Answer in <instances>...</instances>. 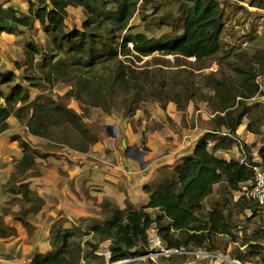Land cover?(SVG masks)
Masks as SVG:
<instances>
[{"label": "trees", "instance_id": "obj_1", "mask_svg": "<svg viewBox=\"0 0 264 264\" xmlns=\"http://www.w3.org/2000/svg\"><path fill=\"white\" fill-rule=\"evenodd\" d=\"M147 2L148 0H38L28 4L26 15H18L11 7H0V33L13 34L12 26L28 28L38 22L51 37L50 52L53 53H43L44 60L62 56L64 61L52 66L49 71L39 68L42 76L32 74L36 70L32 63L40 51L35 45L27 44L26 57L31 65L25 67L31 71V75L25 77V82L31 87L40 88L46 83L53 84L55 77H65L68 72L73 71L76 76L72 88L62 98L77 101L80 97H86L96 107L104 108L107 106L109 93L113 94L120 87L129 89L136 86V80L131 85L126 79V67L121 57H147L159 52L184 59L193 58L200 63L221 52L224 23L221 5L217 0H189L190 4H182L178 8L177 19L180 34L165 35L159 39L130 33L131 20ZM249 5L264 10V0H250ZM68 7L83 9L86 20L80 30H66ZM224 54L227 56L229 51ZM111 64H117L118 68L108 86L106 78L101 80L103 71H98V68ZM15 66L21 69L18 65ZM235 70L246 75L237 94L228 90L221 82H215L212 87L218 97V111L223 114L216 116L215 122L226 133L215 137L213 135L219 133L215 131L199 137L190 156L184 157L168 173L159 175L156 183L143 188L148 195V202L141 209H134L127 203L125 209L121 210L109 202H101L103 219L92 220L88 226L89 234L97 237V243H87L90 252L84 258L95 257L99 245L106 241L109 243L111 263L147 254L151 229L156 232L166 250L207 249L214 236H231L230 225L221 211L215 208L210 210L204 220L200 218L199 212L218 185L224 184L229 192L237 193L244 184L253 180V166L264 170V148L259 150V162L253 161L245 145H242V149L248 155L244 160H226L215 155L217 151H227L233 147L236 131L250 113L246 103L258 91L253 74ZM262 73L264 75V67ZM17 78L12 71L0 72V135L9 128L7 120L14 117L26 126L31 136L46 139L48 144L55 142L62 148L85 153L89 146L98 143L99 140L85 126L78 113L44 94L30 99L27 89L17 83ZM92 79L95 82H91ZM81 112L83 115L87 109L82 108ZM258 123L252 126L250 122L246 130L253 135H260V120ZM211 139L214 142L209 149ZM19 146L22 156L15 164V171L9 177L7 188L10 187L8 191L11 194L21 195L20 198L15 197V201L11 200L20 206V211L13 212L6 207L2 209L0 238L3 239L16 236V230L4 222L6 215L19 222L27 235L32 236L33 225L28 217L38 213L44 204L24 181L27 178L26 172L34 170L37 159H46V155L39 153L29 142L20 141ZM162 170L165 171V168ZM237 205L243 210H253L256 207L242 198L238 199ZM148 209L157 210V214L152 216L147 212ZM62 226L58 222L52 225L49 233L51 251L35 254L29 264L79 263L81 251L80 243L76 241L77 235L74 231L63 230ZM249 248L247 252L237 256L238 261L246 262L248 257L257 254V247Z\"/></svg>", "mask_w": 264, "mask_h": 264}, {"label": "rangeland", "instance_id": "obj_2", "mask_svg": "<svg viewBox=\"0 0 264 264\" xmlns=\"http://www.w3.org/2000/svg\"><path fill=\"white\" fill-rule=\"evenodd\" d=\"M38 0H0V7L6 9L7 7L13 8L18 15L27 14L28 4L36 3ZM221 5L223 12L224 30L221 35V52L216 56L207 59L203 62H196L193 58L184 59L181 57H175L172 55H164L159 52H154L147 57H139L137 55L129 56L127 59L121 57L125 68L126 79L132 84L136 80V86L129 89L117 88L114 93L107 96V106L104 108L96 107L91 100L86 97H80L79 100L63 99L64 94L72 88L73 79L76 76L73 71L68 72L65 77H55L53 84L46 83L43 87H31L25 82V77L31 75V71L26 70L27 65H31L30 60H27V44L35 45L40 54L35 56L33 67L36 68L32 74L41 75L39 68L43 71L50 70L52 66L59 65L61 61H64L62 56H58L56 59L44 60L43 53L50 52L51 37L48 36L38 22H34L32 26L25 28L21 26H12L13 34L0 33V72L4 70H11L17 75V83H21L23 87L27 89L29 98L33 99L37 95L44 94L45 96L56 100L59 104L67 106L73 109L81 117L82 122L91 131L94 137L98 141L99 148H105L106 150H121L131 146L128 138L122 136V126L127 125L129 129L134 132H140V141L138 142V149L143 152H147V131H155L166 125L160 118V110L165 109V105L169 101H174L177 104L178 109L185 110L188 104L191 105L190 116H182L181 124L185 128L192 130L196 134H200V137L207 133H213L219 131V137L222 133H226L225 130L219 128L216 125L215 117L222 116L219 113L218 97L214 89L212 88L215 82H221L228 90L237 94L240 91V83L246 75L239 73L235 69H239L243 72L251 73L255 76L256 80L259 77L264 76L262 73L264 67V10L251 7L249 5L250 0H217ZM182 4H190L189 0H148L145 6L141 9L140 13H136L131 20L129 26L131 27L130 33L143 34L147 38L159 39L165 35L180 34V25L178 24V8ZM68 16L65 21L66 30L77 29L80 30L83 22L86 20V15L80 7H68ZM121 35H124L122 33ZM229 51V54L225 56L224 52ZM18 65L21 69L16 68ZM117 64L101 65L98 71H103L101 80L106 78L108 86L111 83ZM102 73V72H101ZM42 76V75H41ZM98 76V75H97ZM96 76V77H97ZM91 82H95L94 79ZM98 82V80L96 81ZM5 90V89H4ZM7 91V90H5ZM189 99V100H187ZM239 100V98H237ZM246 106L250 109L249 116H246L242 120V125L237 131L240 133L247 132L246 126L251 122L252 126L259 124L260 120V135H253L250 139H241L236 131L235 143L233 149L228 152V157L231 159L244 160L247 151L242 149V145H245L249 150V155L253 158L254 162L260 161L259 150L264 148V101L259 99L250 100L246 103ZM87 109V112L82 115L81 109ZM142 117L135 118L138 113ZM159 114V115H158ZM14 118V117H13ZM167 123L171 128H174V122L171 119H167ZM113 127L111 135L107 133L105 127ZM124 128V127H123ZM143 129V131H141ZM6 135V137H5ZM4 135V138L0 141V165H2L1 157L5 152L10 156L11 166L14 165L17 159L16 151L6 146L14 145L13 141H28L32 138L28 133V130L24 124H18V127L13 131H9ZM42 139V138H41ZM46 140V139H45ZM44 140L43 144H38L37 149L39 153L45 154L46 159H37V167L29 174L30 177H38L40 175L48 176L44 181L48 186L46 188L49 192V202L47 199H42L37 191L30 190L36 196L43 201V209L36 213L30 214L28 219L33 225L32 236L41 247V251H45L48 248L52 249L50 241V229L55 222L64 224L68 222L67 228L63 230H71L76 233V241L80 243L81 256L78 264H104L106 256L102 252L107 251L109 243L103 242L99 245L97 252L94 256H89L88 259L84 258L86 253L90 252L89 245L97 243V237L93 234H89L88 226L92 220H101L104 217L102 213L101 205L100 211L96 208L94 203L90 212L91 215L84 214L77 219L66 220L57 216L54 220L52 217L48 218V214L51 211H58L62 207L63 203L67 202L70 198V193L75 187L73 177L78 172L76 168L74 171L61 172L58 168H61L53 162V158H59L56 153H61L65 158L64 149L60 145L54 142V144H48ZM10 141V142H9ZM106 141V142H105ZM214 140L209 141V149L213 145ZM29 143L34 147L31 141ZM17 144V143H16ZM19 145V144H18ZM15 147V146H14ZM169 147V146H168ZM236 147L237 150L234 149ZM5 148V149H4ZM3 149V151H2ZM7 149V151H6ZM89 149V148H88ZM169 149V148H168ZM167 149V150H168ZM9 152V153H8ZM52 152L53 154H51ZM88 150L85 152L87 153ZM130 157L137 156L135 150H129ZM218 153V151L216 152ZM96 155V152H92V155ZM7 158V157H6ZM135 158V157H134ZM49 159V161H48ZM80 159L78 161H72L75 166H79ZM62 169V168H61ZM43 170V171H42ZM160 171L159 174L168 173L170 170L165 169ZM74 173V174H73ZM86 174L89 175L86 171ZM57 177V185L63 186L62 182L73 177V181L70 183V192L62 191L60 197L58 193L53 190L56 185L54 180ZM84 179V178H83ZM86 179V178H85ZM84 179V180H85ZM86 179L85 181L89 180ZM49 183V184H48ZM58 190H63L61 187ZM5 187V186H4ZM29 188V185H28ZM82 192L87 191V188L80 187ZM89 191V190H88ZM21 195L18 196L20 198ZM108 198L103 195V202H109L111 205L116 206L115 196ZM52 197V198H50ZM58 197V198H57ZM17 198V197H16ZM15 198H9L5 202L4 207L12 209L13 212H19V205L16 202H12ZM237 193L229 192L225 188L224 184L218 185L213 194L206 199L202 205V209L199 212L201 219H206L207 214L212 209L221 211L230 225L231 236L216 235L212 238V242L207 249H193L190 252L209 253L216 254L219 257L225 258L228 261L236 260L237 256L247 252L249 247H257V254L248 257L246 260L248 264H264V215L263 213L254 207L253 210L245 212L240 206L237 205L238 201ZM11 201V202H10ZM15 201V200H14ZM27 207V206H26ZM42 210L44 213H42ZM157 212H152V216H155ZM9 222L10 220L7 219ZM46 222V224H45ZM21 225V224H20ZM18 223L17 226L21 227ZM36 230V235H34ZM30 238V237H29ZM156 232L152 229L149 231V243L157 239ZM34 241V240H33ZM155 243V241H154ZM157 243V242H156ZM247 245L242 251L240 248ZM158 244L156 248L148 246V251L154 253L155 249L159 251ZM162 247V246H160ZM164 250L165 247H163ZM99 253H102L99 254ZM182 255V256H181ZM103 256V257H102ZM99 257V258H97ZM228 257V258H226ZM6 258V257H2ZM27 258V257H26ZM25 258V260H26ZM230 259V260H229ZM1 260L0 264H11L14 258H6ZM158 261V262H157ZM156 263H154L149 257H143L139 260L127 263V264H229L228 261H220L216 258L202 259L196 254H180L171 255L169 257L160 256ZM240 264H247V262H240ZM21 263V262H20ZM22 264H27L22 263Z\"/></svg>", "mask_w": 264, "mask_h": 264}, {"label": "crops", "instance_id": "obj_3", "mask_svg": "<svg viewBox=\"0 0 264 264\" xmlns=\"http://www.w3.org/2000/svg\"><path fill=\"white\" fill-rule=\"evenodd\" d=\"M4 71L6 72L11 70ZM139 112H141V114L138 113L135 118L143 116L142 111ZM158 112H160V115H158L160 116L162 121L166 123V125H163L161 130L157 129L155 131H147L145 135L147 136L148 140V144L146 146L148 151L143 152L139 149V152L136 151L137 153H135V155L137 154V156H133L139 162L127 156H130L129 153H126V149L128 148L127 145H124L126 148H123L121 150L119 149L117 151L99 148L97 143L89 146L87 153H78L67 148L64 149L66 156L65 158L62 157L61 153H56V155L60 157H52V161L62 168H58V170L60 169L61 172L64 171L71 174V171L73 172L74 168H76L78 172L76 174L73 173V177H75L77 174L78 175L74 178V182L76 184L72 189L74 192L70 193L69 200L62 205V207L64 206V208L59 209L58 211L49 212L48 218L53 216L52 219L54 220L57 216H60L61 218L70 220L69 222H71L72 219L80 218L84 214L89 213V215H91L92 213L90 212V210L94 203H96V208L98 210L96 212H99L100 205L103 200V195L106 197L108 196V198L112 197L111 195H114L116 206L121 210L125 209L127 203L134 209H141L142 207H144L148 202V195L144 192L143 188L147 185L156 183V180L160 175L159 172L162 171L163 168L172 170L177 164L181 162L184 157L190 156L197 139L200 137V134L194 133L192 130L185 128L181 124L182 116H186V118L190 116V104H188L185 110H183L178 109L177 104L174 101H169L165 105V109H159ZM167 119H171L174 122V128H171L169 126V124L167 123ZM7 123L9 125V128L7 131L0 135V141L4 138V135L7 132L13 130L16 131L18 124H20L13 117H10L7 120ZM141 131H143V129H141ZM121 132L123 138H128V140L130 141L129 145L131 146L129 147L136 146L138 148V142L140 141V132H134L133 130L129 129L127 125L122 126ZM237 133L239 134L240 138L245 139V141L251 138V135L247 132L240 133L239 131H237ZM31 137L32 138H29V140L26 142L31 141L34 145H36L33 147L35 149H37L38 144H43L45 140L33 136ZM45 141L47 142V140ZM13 143L14 145H9L11 144L9 143L6 148H13V150L16 151L17 159L15 160L14 165L11 166V163L9 161L10 156H8L6 152L2 154L3 156L1 157L2 165H0V213L4 208L5 202H7L10 197L15 198L19 196L11 194L8 191L10 187L7 188L9 177L15 171V164L22 156L21 148L18 145V140L13 141ZM234 149L237 150L236 147H234ZM92 152H96V155H92ZM228 152H233V150L231 151L230 149L227 151H218V153L215 152V155L217 157L229 160L231 158L228 157ZM50 153L53 154L52 152ZM78 159H80L79 166H75L76 164H73L72 161H78ZM32 171L26 172L27 178H25L24 183L29 185L30 190L37 191L42 199H47V201L49 202V196L51 195H49V192H47L46 188L48 186L45 184L46 181H44L48 176H46V174H43L39 176L40 178H38L37 176L28 178L29 174ZM86 171L88 173L91 172L90 177L86 174ZM73 177H71L69 181L66 180L62 182L63 186L57 185L56 177V179L54 180V182H56V185L53 190L58 193V197H60L62 191L70 192V183L73 181ZM83 178L90 179L85 181L86 179L84 180ZM59 186L63 190H58ZM82 186L87 188V191L82 192L80 190V187ZM89 198L91 199V201H94V203H90ZM244 211L250 213L249 209H245ZM147 212L152 215V212H157V210L148 209ZM42 213H44L43 210ZM7 219H9L10 221L8 222ZM4 222L7 226L12 227L16 230V236L6 239L0 238L1 260H6V258H14V261H12L11 264H22L26 262L27 264H29L30 260L35 254H45L51 251V249L49 248L45 251H41V246L36 243V240L33 238V236H28L25 229L20 225V223L14 221L11 216L6 215L4 217ZM17 223L21 227L17 226ZM67 225L70 224L68 222H65L63 224V228H67ZM36 233V230H34V235H36ZM160 246H162L161 242ZM246 247L247 245L242 246L240 249L243 251ZM160 248H163V246ZM2 257L6 258L2 259Z\"/></svg>", "mask_w": 264, "mask_h": 264}, {"label": "built area", "instance_id": "obj_4", "mask_svg": "<svg viewBox=\"0 0 264 264\" xmlns=\"http://www.w3.org/2000/svg\"><path fill=\"white\" fill-rule=\"evenodd\" d=\"M256 85L258 86V91L255 97L252 98L251 100L259 99L260 101H264V76L259 77L256 80ZM252 170L254 174L253 180L251 182H248L247 184H244L241 187L242 189L237 192V196L238 198H242L246 200L247 202L254 204L257 207V209H259L264 215V170L261 169L259 166H253ZM148 241H149V237H148ZM154 241L149 243L148 246L152 248H156V246L160 244V241L158 239ZM102 253L104 256H106V260L104 264H127L130 262L139 260L143 257H149L154 263H156L158 257L160 256L169 257L171 255H180V254H190V255L196 254L198 257H201L202 259L216 258V259H219L220 261L222 260V262L228 261L225 258L219 257L217 255L205 253V252L203 253L194 252L193 253L187 250H180V251L179 250H164V248H160V247H159V251L155 249L154 253L148 252L147 254H143L140 256L132 257L130 259L113 262V263L109 262V250L102 252ZM102 253H99V254L102 255ZM228 262H230L229 264H240L237 260L228 261Z\"/></svg>", "mask_w": 264, "mask_h": 264}, {"label": "water", "instance_id": "obj_5", "mask_svg": "<svg viewBox=\"0 0 264 264\" xmlns=\"http://www.w3.org/2000/svg\"><path fill=\"white\" fill-rule=\"evenodd\" d=\"M112 129H113V127H111V126H107V127H105V130L107 131V133L108 134H110L111 135V131H112ZM129 150H135V151H138L139 152V149L136 147V146H132V147H128L127 149H126V153H128V151ZM128 157H130L129 155H127ZM131 159H133V160H135V161H137V162H139L136 158H134V157H130Z\"/></svg>", "mask_w": 264, "mask_h": 264}, {"label": "bare ground", "instance_id": "obj_6", "mask_svg": "<svg viewBox=\"0 0 264 264\" xmlns=\"http://www.w3.org/2000/svg\"><path fill=\"white\" fill-rule=\"evenodd\" d=\"M109 250V249H108ZM110 253V252H109ZM103 257V256H102ZM158 262V261H157Z\"/></svg>", "mask_w": 264, "mask_h": 264}]
</instances>
